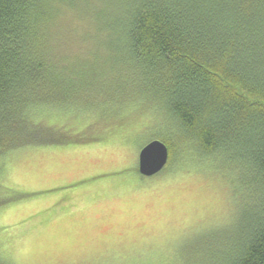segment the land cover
Here are the masks:
<instances>
[{
    "label": "trees",
    "instance_id": "trees-1",
    "mask_svg": "<svg viewBox=\"0 0 264 264\" xmlns=\"http://www.w3.org/2000/svg\"><path fill=\"white\" fill-rule=\"evenodd\" d=\"M66 5L96 25L88 55L50 45ZM98 93L155 103L183 149L240 171L253 195L213 264H264V0H0V157L52 140L36 111L81 114Z\"/></svg>",
    "mask_w": 264,
    "mask_h": 264
},
{
    "label": "rangeland",
    "instance_id": "rangeland-1",
    "mask_svg": "<svg viewBox=\"0 0 264 264\" xmlns=\"http://www.w3.org/2000/svg\"><path fill=\"white\" fill-rule=\"evenodd\" d=\"M60 11L50 45L88 55L93 19ZM115 99L94 94L81 114L36 111L52 140L0 157V264H213L238 240L240 207L254 190L239 187L240 171L222 155L215 163L183 149L155 103ZM153 138L173 151L145 176L138 154Z\"/></svg>",
    "mask_w": 264,
    "mask_h": 264
},
{
    "label": "water",
    "instance_id": "water-1",
    "mask_svg": "<svg viewBox=\"0 0 264 264\" xmlns=\"http://www.w3.org/2000/svg\"><path fill=\"white\" fill-rule=\"evenodd\" d=\"M169 160L168 146L160 139H152L140 148L137 168L140 174L152 176L164 169Z\"/></svg>",
    "mask_w": 264,
    "mask_h": 264
}]
</instances>
